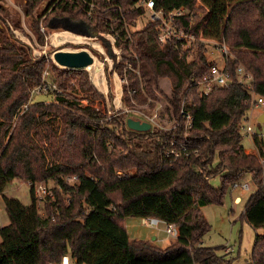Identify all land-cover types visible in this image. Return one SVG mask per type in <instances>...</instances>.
Masks as SVG:
<instances>
[{
  "label": "trees",
  "instance_id": "16d2710c",
  "mask_svg": "<svg viewBox=\"0 0 264 264\" xmlns=\"http://www.w3.org/2000/svg\"><path fill=\"white\" fill-rule=\"evenodd\" d=\"M23 1V13L36 27L41 15L34 13L45 0ZM137 1L52 0L42 14L47 29L54 22L64 23L58 28L83 26L115 60L116 49L120 77L125 63L138 68L139 75L126 71L135 94L130 98L123 84V103L149 109L161 103L174 121L171 131L130 130L125 115L108 120L105 98L86 72L52 63L48 79L60 91L52 92L50 103L19 113L46 62L32 59L0 26V193L21 180L31 199L24 205L2 196L8 224L0 227V264H58L64 256L71 264H228L224 246L202 245L211 227L201 210L222 205L226 189L246 174L256 190L241 217L264 230L263 142L252 136L257 155L242 146L250 100L236 74L242 66L254 93L264 98V0H154L165 12L186 10L180 25L196 41L183 49L173 41L160 45L156 22L127 35L126 25L144 12ZM87 3L95 7L90 18ZM203 39L229 50L228 85L207 95L198 91L212 65ZM162 80L170 84L165 104ZM216 177L219 188L210 183ZM36 183L53 184L40 205L31 186ZM147 217L175 225L178 238L165 247L130 239L125 221ZM248 264H264V232L255 236Z\"/></svg>",
  "mask_w": 264,
  "mask_h": 264
},
{
  "label": "rangeland",
  "instance_id": "374dc122",
  "mask_svg": "<svg viewBox=\"0 0 264 264\" xmlns=\"http://www.w3.org/2000/svg\"><path fill=\"white\" fill-rule=\"evenodd\" d=\"M51 1L52 0L43 1L35 11L34 15H41V19L37 23V26L34 27L33 23H35V21L26 17L23 13V0H0V26L8 29L9 33L13 34L15 39H17L19 42L18 44L30 51L32 59L45 60L46 64L41 76V81L42 78H44L52 83V81L48 79V73L51 72L49 67L51 63L59 68L53 60L54 52L85 51L91 56L92 63L90 69L84 71L88 75L89 81L105 98L108 109V120L119 117L120 115H125L127 117L126 120L131 118L139 122L148 123L151 126L150 129L155 128L162 131L174 130V121H168L169 117L165 112H162L161 103H153L154 106L150 109L140 105L130 108L123 103V84L120 75L114 70V65L119 58V53L116 49L112 48L113 53L117 55L115 60L108 52V46L100 39H96L92 30L83 26L81 28L75 26L58 28L56 26H64V23L54 22V28L52 30L46 28L44 24L46 16L42 13ZM149 20L150 18L147 13H144L136 19L134 24H130V31L134 32L141 30ZM108 39L111 41V38ZM202 41L206 45V57L208 62L215 64L219 68H223L225 61L224 57L217 50V43L207 39H203ZM101 63H105V70H99ZM160 84L164 92L163 96H161V101L165 104L164 96L170 93V84L167 80H162ZM36 87L30 90L28 106L33 103H50L52 101V92L55 90H46L40 94L35 91L34 93L36 94H31ZM58 90L59 89L56 91ZM134 111H142L148 117L156 115L154 123L147 122L138 112ZM263 113L264 107L250 106L241 121L242 128L246 129L250 127L254 134L257 129L260 131L263 142V158H259L260 163L264 161V119L261 123L258 122V119ZM240 134L242 136V146L246 154H249L247 150L256 152L252 140L253 135L246 134L243 129L240 130ZM210 183L215 188L221 186L218 177L212 179ZM245 183L249 186V189L246 191L240 188L232 189V185L234 184L242 185ZM46 185L49 188L53 186L52 183H47ZM255 190L256 188L252 182L251 175L246 174L242 180L232 183L231 186L226 189L222 205H208L201 210L204 218L211 227L210 231L203 237L202 245L205 247L224 246L228 252V254L224 256V258L229 261L228 264H248L255 236L261 235L264 232L262 229L251 227L241 217L246 201ZM2 196L17 199L22 204L29 205L31 202L30 187L27 182L14 180L2 193H0V226L8 224V217L4 210ZM236 196H239L241 201L238 205L234 206L233 200ZM126 225H128V229L131 230V239H151L153 236H157L159 240L164 242L168 240L163 232L147 228L141 224V219H127ZM164 242L156 244L162 245L165 244ZM167 242L168 245L172 241L168 240ZM218 254L223 255L224 252L219 251Z\"/></svg>",
  "mask_w": 264,
  "mask_h": 264
},
{
  "label": "built area",
  "instance_id": "2783aa9c",
  "mask_svg": "<svg viewBox=\"0 0 264 264\" xmlns=\"http://www.w3.org/2000/svg\"><path fill=\"white\" fill-rule=\"evenodd\" d=\"M87 6H88L87 17L90 18L92 13L95 11V7L93 3H87ZM137 7H142L144 11L143 14L147 13L148 17L150 18L149 22L157 23V30H158L157 41L160 45L173 41L179 43L183 49V48H188L192 42L196 41V37L193 34L186 32L183 29V27H181L180 25L181 19L186 14V10L184 8L181 7L174 9L170 12H165L163 9L155 8L154 0H138ZM135 22L136 19L132 21L133 24ZM129 26L130 25H126V33L128 36L129 33L131 32ZM217 50L224 57L225 64L223 68H219L215 64L211 65L209 72L203 76V78L198 84V91L202 95H207L214 87H224L228 85V76L226 72V59L229 56V50L226 47V45L223 43L217 44ZM89 69H90V65L87 66L84 70H89ZM99 70H105V63L100 64ZM126 71H130L136 75H139V71L138 68H133L130 62L125 63L123 66L124 75H122L121 77V82L126 86L127 94L129 95V97L132 98L133 95L135 94V90L129 87ZM236 74L238 76V85L249 96L250 106L264 107V98L257 96L252 89V76L242 66L236 67ZM56 88L57 87L53 83H50L46 79L42 78L41 83L31 92V94H36L34 93L35 91L40 94L41 92L46 90L48 91L57 90ZM27 106L28 105L21 107L19 113H22L24 110H26ZM134 112H138V111H134ZM138 114H140L147 122L154 123V119L156 115L148 117L142 111H139ZM181 114L183 115L182 110H181ZM183 117L188 118V120H190V118L186 114ZM241 129L245 130L246 134L248 135H254L250 127H247L246 129L244 128ZM31 186L33 188V193L38 205L41 204L42 200L46 196H51L50 188L45 183H36ZM237 188L246 191L249 189V186L246 183L242 185H238V184L232 185V189H237ZM141 224H143L147 228L163 232L165 236L168 238V240L171 241H174L179 236V231L175 225L160 218H155V217L143 218L141 219ZM58 264H71V262L68 256H64L61 259L60 263Z\"/></svg>",
  "mask_w": 264,
  "mask_h": 264
},
{
  "label": "water",
  "instance_id": "95a60500",
  "mask_svg": "<svg viewBox=\"0 0 264 264\" xmlns=\"http://www.w3.org/2000/svg\"><path fill=\"white\" fill-rule=\"evenodd\" d=\"M53 60L57 66L63 69L69 70H84L87 66L91 65L92 58L85 51L66 52L56 51L53 54ZM264 113L259 117L258 122H263ZM127 128L136 132H146L150 130L151 126L146 122H139L131 118L126 120ZM255 135H260V131L257 129ZM150 241H155V237H152Z\"/></svg>",
  "mask_w": 264,
  "mask_h": 264
},
{
  "label": "crops",
  "instance_id": "0c3cea01",
  "mask_svg": "<svg viewBox=\"0 0 264 264\" xmlns=\"http://www.w3.org/2000/svg\"><path fill=\"white\" fill-rule=\"evenodd\" d=\"M248 152H249V154H252V155H255V154H257V150H256V152H252V151H249V150H247ZM240 201H241V199H240V197L239 196H236L235 198H234V200H233V204H234V206H236V205H238L239 203H240ZM2 226H4V225H2ZM2 226H0V227H2ZM125 227H126V230H127V233H128V236H129V238L131 239V236H130V231L131 230H129L128 229V225H126V221H125ZM153 237H155V241H153L155 244L156 243H160V242H164V241H162V240H159L158 239V237L157 236H153ZM136 240H137V238H135ZM146 239H148V238H146ZM148 240H150V239H148ZM168 240H165V244H162V245H159L160 247H165L166 245H167V242ZM157 245V244H156ZM225 252H227V250H225Z\"/></svg>",
  "mask_w": 264,
  "mask_h": 264
}]
</instances>
